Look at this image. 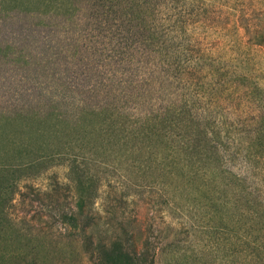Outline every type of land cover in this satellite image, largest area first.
Wrapping results in <instances>:
<instances>
[{
    "label": "rangeland",
    "instance_id": "rangeland-1",
    "mask_svg": "<svg viewBox=\"0 0 264 264\" xmlns=\"http://www.w3.org/2000/svg\"><path fill=\"white\" fill-rule=\"evenodd\" d=\"M139 1L150 24L181 42L179 57L192 77L188 94L199 115L219 126L214 135L225 166L264 197V164L253 165L244 157L236 131L222 126L220 110L230 102L238 108L264 105V0ZM94 2L51 0L55 32L44 45L45 70L0 76L3 264H29L17 262L19 253L36 264H93L80 236L57 215L62 206L75 204L73 168L91 179L93 196L86 208L101 225L130 227L135 235L145 232L156 240L154 264H245L240 184L214 183L208 173L202 182L186 166L175 169L159 146L137 139L148 135L151 122L108 110L97 115L111 100L90 98L71 87L76 60L92 56L79 52V44L89 39L85 34H91V12L108 6ZM241 13L261 33L256 41L262 45L247 41L238 27ZM187 48H193L190 62ZM198 50L205 62H197ZM236 75L257 84L244 83V99L234 92ZM167 152L172 155L173 149Z\"/></svg>",
    "mask_w": 264,
    "mask_h": 264
},
{
    "label": "trees",
    "instance_id": "trees-1",
    "mask_svg": "<svg viewBox=\"0 0 264 264\" xmlns=\"http://www.w3.org/2000/svg\"><path fill=\"white\" fill-rule=\"evenodd\" d=\"M140 3L139 0H95L97 7L108 6L91 12L87 26L91 34H85L89 39L79 44V52L92 56L76 60L77 69L70 76L71 87L82 89L90 98L111 100L112 105L101 107L97 115L108 110L112 115L116 112L151 122L153 127L146 132L148 135L137 139L143 140L144 146H159L175 169L186 166L202 182L207 173L217 184L238 182L244 263L264 264V197L225 166L214 135L219 126L213 118L199 115L195 100L188 94L186 84H191L192 77L179 57L181 52L177 49L181 42L167 38L164 28L150 24L143 12L146 8H141ZM51 4V0H0V76L22 77L45 70L44 45L55 32V23L49 20ZM58 8L52 11L57 14ZM245 17L244 13L238 15V27L251 45H262L256 39L264 37V32L261 35L250 26L251 18ZM192 50L185 51L189 62L193 59ZM197 54V62H205L201 50ZM235 77L234 92H239L240 99L247 96L244 91V96L240 93L244 83L257 87L244 75ZM220 110L225 119L222 126L236 131L244 157L253 165L264 164V105L258 109L238 108L230 102L222 104ZM241 116L244 119L240 120ZM170 132L176 136L173 138ZM135 133L142 134L141 130ZM172 149L169 155L167 151ZM73 172L76 173L75 204L62 206L57 215L60 222L80 236L89 260L93 264H154L156 240L145 232L143 236L135 235L130 227L116 228L108 222L106 228L101 225L86 208L93 196L91 179L77 168ZM2 225L0 219V243ZM6 254L0 251V264ZM16 260L36 264L33 257L24 253H19Z\"/></svg>",
    "mask_w": 264,
    "mask_h": 264
}]
</instances>
